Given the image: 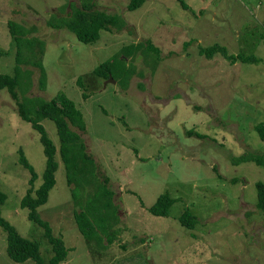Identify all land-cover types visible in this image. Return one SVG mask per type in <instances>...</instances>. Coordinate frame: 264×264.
Listing matches in <instances>:
<instances>
[{
  "label": "rangeland",
  "instance_id": "374dc122",
  "mask_svg": "<svg viewBox=\"0 0 264 264\" xmlns=\"http://www.w3.org/2000/svg\"><path fill=\"white\" fill-rule=\"evenodd\" d=\"M130 1L0 0V72L18 79V98L0 88L2 216L38 243L49 264L52 244L21 206L31 171L20 155L36 174L34 188L46 158L17 100L31 108L60 93L85 122L84 131L70 125L80 134L75 186L67 183L55 122L31 112L56 146L55 183L36 210L67 250L57 264H264V217L256 207L264 167L233 162L264 156L254 128L264 121V0H143L133 10ZM86 5L123 25L90 43L52 25ZM146 41L158 49L143 51L147 60L137 52L111 76L93 71L122 47ZM215 44L230 57L200 53ZM161 195L170 200L166 213L153 215L149 207ZM186 210L196 220L192 229L180 221ZM7 244L0 227V264H34L13 260Z\"/></svg>",
  "mask_w": 264,
  "mask_h": 264
},
{
  "label": "trees",
  "instance_id": "16d2710c",
  "mask_svg": "<svg viewBox=\"0 0 264 264\" xmlns=\"http://www.w3.org/2000/svg\"><path fill=\"white\" fill-rule=\"evenodd\" d=\"M143 0H131L128 8L135 9L142 4ZM90 5L72 8V11L68 13L67 17L62 18L61 23L52 24L56 27L65 26L75 34L83 43L95 42L99 39V33L101 30H110L112 27L117 26L119 29L123 22H120V18L115 14H107L103 11H88ZM157 48L153 47L148 41L136 44H128L122 47L121 52L117 55H113L105 62H100L93 71L99 76L107 77L113 72V69L120 70L122 64L124 65L129 61L127 58L134 57L137 52H140L145 56L143 51L157 53ZM200 53L205 56H213L215 53H221L226 58L227 49L219 45H213L209 48H201ZM144 60H147L146 56ZM40 66L39 81L44 85L45 83V71ZM134 71L133 67L128 68L127 73L130 75ZM135 72V71H134ZM18 79L17 76L9 73L0 72V88L7 87L12 96L18 98V91L16 90ZM19 104L20 116L30 121L31 125L36 128L40 134V140L43 145V150L46 158L45 168L42 172V183L34 188L33 182L37 178L33 172L32 167L27 162L25 157L20 155V162L31 171V178L29 180L30 187L27 189L26 194L21 199V206L28 209V218L37 223L45 230L46 238L52 244L54 254L49 258V264H57L64 260L67 256V250L59 238H53L51 236V230L47 223L42 220L38 213L37 207L44 204L48 198L49 191L55 183V171L57 169V162L55 160L56 146L48 138L44 126L37 120L36 117H48L55 122L56 131L59 136V154L62 159L63 165L66 169V178L68 184H74L72 182L74 178L73 168L75 166L76 154H78V148H76V142L80 140V134L76 133L70 125H76L80 130L84 131L85 122L83 115L74 102L63 94H56L49 99L33 102L31 108H28L24 104L22 99L17 100ZM31 112H36L34 117ZM255 130L259 134V137L264 140V121H258L254 124ZM83 157L88 158L89 154L85 151V146L82 149ZM251 161L257 165L264 167V156L258 153H248L236 158H233L235 164L239 162ZM75 186V184H74ZM34 192V195L32 194ZM256 207L264 217V184L262 182L256 183ZM7 199L5 192L0 190V227L7 233V252L10 257L15 261H23L31 258L34 264H43V259L39 251V245L36 241L23 238L18 231L7 221L1 214V205ZM170 200L166 195L158 197L155 204L149 207V211L153 215H164L166 207ZM83 212V211H82ZM75 217L78 221H81V212L75 213ZM180 221L183 226L193 228L195 225V218L192 216L189 210H186L180 217ZM83 232L87 233L88 222L84 218ZM92 239V238H90Z\"/></svg>",
  "mask_w": 264,
  "mask_h": 264
},
{
  "label": "water",
  "instance_id": "95a60500",
  "mask_svg": "<svg viewBox=\"0 0 264 264\" xmlns=\"http://www.w3.org/2000/svg\"><path fill=\"white\" fill-rule=\"evenodd\" d=\"M109 76H111V75L109 74Z\"/></svg>",
  "mask_w": 264,
  "mask_h": 264
}]
</instances>
